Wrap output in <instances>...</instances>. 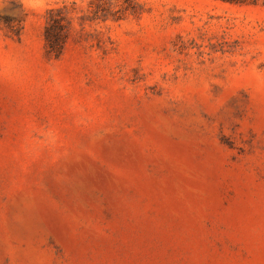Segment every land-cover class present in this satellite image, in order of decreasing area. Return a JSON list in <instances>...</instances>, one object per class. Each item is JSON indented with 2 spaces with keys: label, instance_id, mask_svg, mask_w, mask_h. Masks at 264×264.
Listing matches in <instances>:
<instances>
[{
  "label": "rangeland",
  "instance_id": "374dc122",
  "mask_svg": "<svg viewBox=\"0 0 264 264\" xmlns=\"http://www.w3.org/2000/svg\"><path fill=\"white\" fill-rule=\"evenodd\" d=\"M0 264H264V6L0 0Z\"/></svg>",
  "mask_w": 264,
  "mask_h": 264
},
{
  "label": "trees",
  "instance_id": "16d2710c",
  "mask_svg": "<svg viewBox=\"0 0 264 264\" xmlns=\"http://www.w3.org/2000/svg\"><path fill=\"white\" fill-rule=\"evenodd\" d=\"M230 5H263L264 0H214ZM48 21L45 27V40L49 55L59 57L70 36V22L62 9L48 11Z\"/></svg>",
  "mask_w": 264,
  "mask_h": 264
}]
</instances>
